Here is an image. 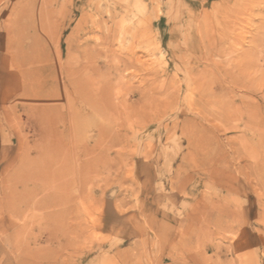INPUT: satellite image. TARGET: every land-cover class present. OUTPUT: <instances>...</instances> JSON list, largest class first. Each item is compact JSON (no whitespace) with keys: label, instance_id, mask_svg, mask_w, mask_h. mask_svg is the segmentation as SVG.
<instances>
[{"label":"rangeland","instance_id":"obj_1","mask_svg":"<svg viewBox=\"0 0 264 264\" xmlns=\"http://www.w3.org/2000/svg\"><path fill=\"white\" fill-rule=\"evenodd\" d=\"M18 152L59 176L0 264H264V0H0V174Z\"/></svg>","mask_w":264,"mask_h":264},{"label":"bare ground","instance_id":"obj_2","mask_svg":"<svg viewBox=\"0 0 264 264\" xmlns=\"http://www.w3.org/2000/svg\"><path fill=\"white\" fill-rule=\"evenodd\" d=\"M54 110L55 109L52 108L51 104L50 105L45 104V106L43 107L44 116L50 119V117L54 114ZM48 150L50 153L54 155V149L52 146H50ZM87 150L88 152L90 151L89 149ZM53 157L52 160H50L46 164L45 168H42V170L41 168H38V170L33 171L37 169L38 164L40 165L41 163L40 156L30 159L23 152H18L10 164V165L15 164V165L10 169L8 170L5 169L4 171L1 172L0 215L2 220L4 215H7V217H9L10 220L14 217L23 216L26 211V207H28L31 202L33 203V199L35 198V196L40 195L46 190L45 187H41L40 185H36V184L29 185L28 181H34V182L44 181V179L46 180L48 176H52L53 179H56L59 176L57 172H55V170L52 168V165L56 162V160ZM93 162H94L93 159H89L85 163L87 165L89 164L93 165ZM58 164L59 167L61 168L62 166L64 167V165L67 163L66 160L63 158L58 162ZM34 165L36 166V168L33 169ZM81 167H80V171H81ZM92 168L93 167H91L90 169ZM56 194L57 193L55 192L42 194L40 198H37L36 203L33 204L36 208H38L40 211L43 212L42 217H44V220L46 222L42 229H51L52 227H54L56 218L57 217L60 218L61 214H64V211H62V209H59L58 206H62L66 201V199L61 198L60 200H58ZM51 208H55L56 211L51 210ZM4 227L5 225L3 224V222H1L0 231H2ZM42 258L45 259L44 257L40 256V253L32 252L30 260L28 261L22 260L20 261L19 264H43L44 260Z\"/></svg>","mask_w":264,"mask_h":264}]
</instances>
